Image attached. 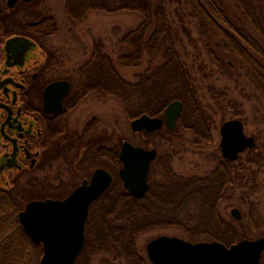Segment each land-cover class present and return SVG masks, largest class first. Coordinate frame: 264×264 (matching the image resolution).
<instances>
[{
	"label": "trees",
	"instance_id": "1",
	"mask_svg": "<svg viewBox=\"0 0 264 264\" xmlns=\"http://www.w3.org/2000/svg\"><path fill=\"white\" fill-rule=\"evenodd\" d=\"M65 1L67 17L75 25L86 22L92 12H135L141 16L140 24L119 40L123 49L115 61L99 43L91 58L76 70H81L80 83L86 90L120 100L128 119L162 116L170 103L180 100L183 111L177 127L163 134L172 143L181 138L190 147L212 144L217 111L207 95L200 94L197 72L201 74L200 83L207 84L205 92L222 110L221 124L228 121L226 108H234L236 114L243 112L229 86L216 83L238 82L244 76L264 98V0H232L240 12L237 21L216 0ZM171 6L174 10L170 14L177 17L175 22L169 19ZM237 22L247 23L248 27ZM3 30L21 32L44 44L45 39L59 33V25L43 8L18 5L10 9L0 2V32ZM184 41L199 52L203 48L211 60L207 63L195 58V74L180 55ZM117 67L134 71L145 68L130 81L122 77ZM239 120L245 123V118ZM254 139L255 147L236 162L214 156L217 166L205 176L179 175L172 168L171 155L165 156L156 171L164 172L162 184L154 180L155 171H151L150 189L143 198H134L125 189L113 187L101 206V213L107 216L88 225L93 255H103L104 264H148L137 241L152 229L166 227L164 221L168 220L174 228L176 225L193 230L195 236V230H207L225 245L240 239L234 222L260 235L258 230L264 227V143L260 144L256 135ZM155 188H160L159 195ZM14 198V191L0 187V264H39L42 248L25 233L18 218L22 204ZM232 199L244 209L246 220L228 222L220 218L221 205ZM246 238L245 233L241 239Z\"/></svg>",
	"mask_w": 264,
	"mask_h": 264
},
{
	"label": "flooded vegetation",
	"instance_id": "2",
	"mask_svg": "<svg viewBox=\"0 0 264 264\" xmlns=\"http://www.w3.org/2000/svg\"><path fill=\"white\" fill-rule=\"evenodd\" d=\"M8 1L3 2L12 9L18 5L37 7L41 0L31 3L19 0L14 7H9ZM18 36L31 39L38 48H32L26 55L9 54L6 44ZM67 56L21 32H0V168H11L5 171L6 176L10 181L18 177L20 185L28 186V194L39 195V188L44 191L46 187L56 190L50 192V198L32 197L26 204L49 199L63 201L80 186L90 184L97 170L111 173V187L89 207L80 258L93 245L88 234L89 222L107 216L101 213V206L107 192L119 184L112 168L123 169V144L119 149L117 145L108 148L105 122L96 114L87 119L84 113L74 117L87 98L97 99V93L81 85V70L65 69V62H71ZM59 83L62 85L48 93L49 87ZM120 170L118 176L123 185ZM150 174L151 170L149 178ZM148 183L150 189L149 179Z\"/></svg>",
	"mask_w": 264,
	"mask_h": 264
},
{
	"label": "rangeland",
	"instance_id": "3",
	"mask_svg": "<svg viewBox=\"0 0 264 264\" xmlns=\"http://www.w3.org/2000/svg\"><path fill=\"white\" fill-rule=\"evenodd\" d=\"M44 0H41L39 2V5H37V8H43L45 11L50 14L51 16H54L56 19L57 24L59 25V33L49 39H45L44 46L49 48L50 50H53L54 52L59 53H67L68 59H71V62L66 61L64 66L65 69L73 68L76 70L79 65L86 60L91 58V55L93 54V51L95 50V46L99 43L103 44L104 49L106 52L112 57V59L115 61L122 51V47L119 44V40H121L124 35L129 32L130 30H133L137 27V25L141 22V16L138 13L135 12H120V13H114L108 14V13H100V12H92L89 14L88 19L86 22L80 25L72 24L66 14V1L65 0H48L47 2L43 3ZM218 1L225 10L229 13V15L234 20H239L240 12L236 9V6L232 0H216ZM34 7V6H33ZM171 9H168L169 19L170 21H176L177 17H174L172 14L174 10V6H171ZM174 19V20H173ZM173 22L174 26L175 23ZM241 23L242 25H246L248 27L247 23L244 22H237ZM193 31L194 36L196 37L195 33V26L190 25ZM250 27V26H249ZM18 32V31H17ZM187 42L184 41V43L180 44L181 47L179 48L180 55L183 57V60L186 64H188V67L191 69V71L195 74L194 68L198 69V65H193L195 62V58H199L200 60H204L208 63L211 62L208 54L203 50L202 45L200 46L202 50L199 52L197 49L193 48ZM74 60V62H73ZM75 64V66H74ZM146 64V63H145ZM75 67V68H74ZM119 72L121 73L122 77L134 81L135 80V74L144 69L145 67H141L134 70H127L117 67ZM66 71V70H65ZM198 71V70H197ZM61 74V73H59ZM197 78V83L199 84V92L202 95H207L208 102L210 105L214 106V109L217 111L216 116V127L213 132V141L212 144L207 145V147H190V144H188V141H184L183 139L179 138L174 143L170 141L169 139L166 140L164 138V132L168 130V128H163L159 135L160 130L157 133L149 134L144 132H133L131 129V123L137 118L134 119H128V116L126 114V110L124 109L122 103L120 100L116 99L115 97L111 96H105L98 95L97 99L94 96H91V98H87L86 101H84L83 107L76 110V113L73 115L75 118L80 117L81 114L86 115V119L88 116L97 115L102 119V121L105 122V128L107 130V145L108 148L118 146V149L120 148L121 144H123L125 141H128L132 143L136 147H141L147 150L155 149L157 151V158L152 163V167L154 169H151V171H155L154 174V180H156L158 183L162 182V178H164V172L161 170L158 173L156 172L158 170L159 163H161L165 156L171 155L172 158V168L175 173L183 176H205L208 173H210L216 166H217V160L214 156L221 155V150L218 151L219 144L221 141L220 136V128H221V108L219 105H216L210 94L207 91V84L200 83L201 82V74H195ZM58 77V76H57ZM77 77V76H76ZM220 79L221 77L218 76ZM229 86L232 94V98L236 100V104H238V107H240L242 113H237L234 108H226L225 110L228 113V119L227 120H233V119H241L245 118V131L248 136H258L260 139V144L264 143V98L261 97V95L258 93V91L255 89V87L249 82L248 79L244 78V76H240V80L238 79V82L236 81H224L221 80V82L216 83L218 86ZM238 85V86H237ZM101 93V92H100ZM225 106V104H223ZM83 111H86L83 112ZM240 114V115H239ZM234 115V116H233ZM159 117H163L159 116ZM82 118V117H81ZM191 138V137H190ZM187 137V139H190ZM114 174L116 175V179L118 186L116 188H120L122 185V182L118 176V172L120 168H112ZM3 182H1V189L6 191H14V200L18 202V204H22L20 206V210H24L25 204L28 202V200L32 197H40V198H50V192L56 191L52 190L51 187L44 188V191L39 188V195L29 193V189L27 185H20L18 182V177L15 180L10 181V178L8 176H4ZM8 181H10V184L8 185ZM162 184V183H161ZM121 187V188H122ZM124 189V188H122ZM160 189V188H159ZM158 188H155L154 190H159ZM158 193H161V191H157ZM28 194V197H27ZM26 197L25 201H23V198ZM160 197V196H159ZM233 209H239L241 212V217L245 218L246 214L244 212V209L239 207L237 205L236 199H232V201H224V203L221 205L220 208V218L225 219V221H231L235 220L231 214ZM167 215L170 217V214L167 213ZM194 218H197L198 215L194 213ZM184 219V218H183ZM208 220V217L206 218ZM185 220V219H184ZM183 220V221H184ZM246 220V218H245ZM244 220V221H245ZM236 221V220H235ZM239 222V221H238ZM102 223V222H101ZM166 224V227H159L152 229L139 237L137 244L138 249L141 254V256H145L148 260L147 256V245L154 239L161 237V236H167V237H177L180 239H184L191 243H202V242H214L217 240L216 235H213L212 233L207 232L205 230L200 231H194V234L196 233V236L193 235V230L188 231L184 229H179L176 225L174 228V225L171 224L172 221H164ZM196 224V223H195ZM209 224V223H208ZM102 225V224H101ZM197 225V224H196ZM207 225V223H206ZM234 227L239 228L236 229L239 235L240 239L243 235H245L248 238V240H258L260 238L264 237V227L260 228L258 230L261 234L256 235L254 234L249 228H241V225L236 222H234ZM90 232V229H88ZM200 232V233H199ZM89 234V233H88ZM199 234V235H198ZM246 238V239H247ZM238 240L237 244L245 239ZM218 241V240H217ZM233 244H228V246H231ZM264 257V256H263ZM103 255H93V246H89V249L85 251L83 256L79 258L78 264H104ZM264 260V258H263ZM262 260V261H263ZM150 263V262H149ZM148 263V264H149ZM40 264V261H39ZM151 264V263H150Z\"/></svg>",
	"mask_w": 264,
	"mask_h": 264
},
{
	"label": "water",
	"instance_id": "4",
	"mask_svg": "<svg viewBox=\"0 0 264 264\" xmlns=\"http://www.w3.org/2000/svg\"><path fill=\"white\" fill-rule=\"evenodd\" d=\"M17 1L19 0H9V7H14ZM25 1L31 3L34 0ZM32 48H38L37 44L21 36L11 38L6 44L7 52L13 56L20 55L21 52L26 55ZM59 85L62 83L49 87L48 93ZM182 111L183 103L176 100L169 104L164 118L143 115L132 121L131 129L133 132L149 134L157 133L165 126L173 130L177 127ZM220 136L222 156L231 162H236L243 153L255 147V139L245 134V126L238 119L222 124ZM156 158L155 149L147 150L128 141L124 142L120 177L124 188L134 198L146 196L151 163ZM8 169L11 168H0V175ZM112 181L109 171L97 170L90 184L80 186L65 200L33 201L19 214L24 231L35 244L43 247L40 264H76L85 244L89 207L111 187ZM231 214L237 221L242 219L239 209H233ZM263 252L264 238H247L226 246L217 240L191 243L177 237L161 236L147 245L148 259L152 264H260Z\"/></svg>",
	"mask_w": 264,
	"mask_h": 264
}]
</instances>
